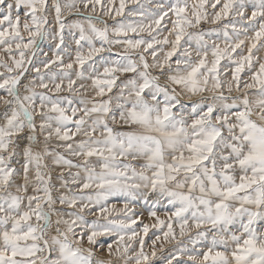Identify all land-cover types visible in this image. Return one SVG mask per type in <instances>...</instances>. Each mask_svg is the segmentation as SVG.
Returning a JSON list of instances; mask_svg holds the SVG:
<instances>
[{
	"label": "snow or ice",
	"instance_id": "snow-or-ice-1",
	"mask_svg": "<svg viewBox=\"0 0 264 264\" xmlns=\"http://www.w3.org/2000/svg\"><path fill=\"white\" fill-rule=\"evenodd\" d=\"M261 53L264 0H0V264H264Z\"/></svg>",
	"mask_w": 264,
	"mask_h": 264
},
{
	"label": "rangeland",
	"instance_id": "rangeland-1",
	"mask_svg": "<svg viewBox=\"0 0 264 264\" xmlns=\"http://www.w3.org/2000/svg\"><path fill=\"white\" fill-rule=\"evenodd\" d=\"M249 2H250V0H249ZM118 3H119V0H117V5H118ZM221 3H223V0H221ZM129 7H132V5L129 4ZM219 7H220V5H218V8H219ZM209 11H212V10L209 9ZM248 14L250 15V9H249V11H248ZM78 18H80V19L82 20V17H79V14L73 13V14H71V15H67V16H65V22H66V23H71V22L75 21V20L78 19ZM109 23H111V21H109ZM222 23H223V21H222ZM200 27L202 28V30H204V31L207 32V31H209V30H211V29H213V28H216V27H218V26H217V25H210V24H208V23H204V22H202V24H201ZM67 31H68V30L66 29V32H65L66 35H67ZM190 31H192V30L190 29ZM69 39H71V37H69ZM221 46H223V44H222ZM42 47L44 48L45 51H47L48 48H49V42H48V41H45V42L42 44ZM73 47H74V45H73ZM238 51H239V50H238ZM245 54H246V53H245ZM49 55H51V53H49ZM73 55H74V53H73ZM261 55H264V53H261ZM224 62H226V61H224ZM101 71H102V69H101ZM242 80H248L247 70L245 71V73H242ZM249 82H250V81H249ZM225 94L227 95V92H226ZM62 95H67V93H63ZM206 95H207V94H206ZM233 95H239V93L234 92ZM53 176H55V173H53ZM53 182L55 183V180H53ZM117 207H118V208H122V207H123V204H122V203H119V204L117 205ZM141 210H142V211L144 210V206H142V205H141ZM158 214L161 215V218H162V219L165 218V217H163L162 213H158ZM143 222L151 223V221H149V220L147 219V212H146V211H144ZM153 231H155V230H153ZM177 231H178V229H177ZM149 237H152V232L149 233ZM100 239L103 240V239H105V237H101ZM146 239H147V238H146ZM174 248H175V244H167V245H165V250H164L163 252H158V256H160V255L167 256L168 253H169V251L172 250V249H174ZM146 250H147V249H146Z\"/></svg>",
	"mask_w": 264,
	"mask_h": 264
}]
</instances>
